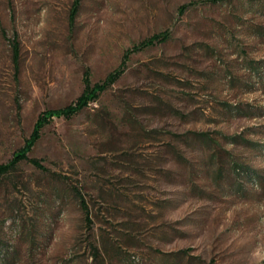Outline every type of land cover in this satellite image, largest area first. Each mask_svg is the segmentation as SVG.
<instances>
[{
    "label": "rangeland",
    "instance_id": "374dc122",
    "mask_svg": "<svg viewBox=\"0 0 264 264\" xmlns=\"http://www.w3.org/2000/svg\"><path fill=\"white\" fill-rule=\"evenodd\" d=\"M73 2L0 0V163L123 68L0 177V264H264V0Z\"/></svg>",
    "mask_w": 264,
    "mask_h": 264
},
{
    "label": "trees",
    "instance_id": "16d2710c",
    "mask_svg": "<svg viewBox=\"0 0 264 264\" xmlns=\"http://www.w3.org/2000/svg\"><path fill=\"white\" fill-rule=\"evenodd\" d=\"M213 1H222V0H213ZM78 0H74L71 8V17L76 13ZM187 5L180 6L183 10ZM169 38L168 31H162L143 39L138 44L133 45L132 48L128 49L124 54V57H127L129 53L134 51L142 50L146 47L153 46L157 43L164 42ZM14 54H17V45L13 42ZM123 72V68H117L114 71L108 73L104 79L91 82L89 72L86 69L82 75L83 89L81 93L76 97V99L69 104L56 108V109H46L39 113L37 116L31 133L24 140L22 146L16 149L12 157L5 163H0V177L7 174L13 170L20 161L27 160L31 162L35 167L46 170L45 166L41 163L40 159L28 158L27 154L31 150L32 146L41 136V129L48 124L54 117H62L69 119L75 114L79 113L90 101L96 100L98 96L104 92L113 82H115L118 77ZM82 207H86L84 200H79ZM86 211V210H85Z\"/></svg>",
    "mask_w": 264,
    "mask_h": 264
}]
</instances>
